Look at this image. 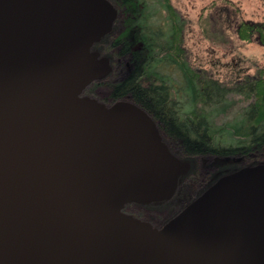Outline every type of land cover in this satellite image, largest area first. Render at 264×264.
I'll return each instance as SVG.
<instances>
[{
  "label": "water",
  "instance_id": "obj_1",
  "mask_svg": "<svg viewBox=\"0 0 264 264\" xmlns=\"http://www.w3.org/2000/svg\"><path fill=\"white\" fill-rule=\"evenodd\" d=\"M110 0H0V264H264V163L227 174L161 228L189 164L127 100L84 95Z\"/></svg>",
  "mask_w": 264,
  "mask_h": 264
},
{
  "label": "rangeland",
  "instance_id": "obj_2",
  "mask_svg": "<svg viewBox=\"0 0 264 264\" xmlns=\"http://www.w3.org/2000/svg\"><path fill=\"white\" fill-rule=\"evenodd\" d=\"M163 1H157L160 8L158 11L160 19L156 20L161 21L162 26L160 24V27L164 32L165 26L169 31L170 23H167L169 22L166 18L167 13H164V7H161L164 4ZM170 1L180 21L184 23L182 27L184 54L187 56L190 66L201 76L214 78L227 87H232L247 77H258L259 69L264 68V43L260 42L257 35L253 36V41H243L238 34V28L243 21H264V0ZM107 44L109 45L106 46ZM140 46V44L136 45L135 49ZM120 47L121 45L111 46L110 38H105L104 43L97 45L96 48L102 53V56L108 57L116 66L117 61L125 55V52L121 53ZM123 62L125 63L126 60ZM115 74L114 70L110 77L99 81L95 86L98 100L109 102L111 82L115 80ZM251 102L252 100L247 99L244 94L230 92L226 99L214 106L216 110L228 107L226 112L219 113L214 117L215 125L225 126L242 122L246 119L245 111ZM220 140L225 146L238 141L231 135V128L222 133ZM171 145L174 154L189 164V169L185 173L189 175V180L184 182L179 189V198L183 200L181 203L184 206L201 196L223 176L244 167L264 163V154L258 152L260 149L264 151L263 145L256 146L255 149L246 153L222 156L189 154L184 149H179L175 144ZM177 203L179 200L154 204L149 206V209L152 213L163 209L172 212L177 207ZM131 209L134 210V214L139 213L140 218L154 219L145 216L143 208L133 206Z\"/></svg>",
  "mask_w": 264,
  "mask_h": 264
},
{
  "label": "trees",
  "instance_id": "obj_3",
  "mask_svg": "<svg viewBox=\"0 0 264 264\" xmlns=\"http://www.w3.org/2000/svg\"><path fill=\"white\" fill-rule=\"evenodd\" d=\"M124 1L129 2L135 0ZM114 2L115 4H118L116 0ZM169 6L171 26H175V29L172 28L171 36L166 39V42L164 41L165 43L161 41L160 44H154L150 41L149 37L144 38V41L146 47L150 48V54L155 53L156 55V53L159 54L163 51L171 53V55L166 56L168 57L167 60L163 58L155 59V65L161 67L163 64H166V62L171 63V61L175 60H177L176 62L179 64L178 61L180 60L182 68L188 70L191 77V82L188 86L191 96L190 105L188 107L190 110L187 112V115L184 111H177L175 115H173V118L171 116V113L173 114V112H158L152 107V105L146 102H143L142 104L154 115L155 120L160 119L165 122V127H163V129L167 133L177 134L181 139L180 144L185 152L189 154L212 152L227 155L236 152L238 147L249 148L253 144L260 145L264 143V68L259 69L258 77H247L244 81L237 82L232 87H227L214 78L201 76L194 68L184 61V50L182 47V27L184 26V23L180 21V18L174 11L172 5H168V7ZM133 18H135L136 21H133ZM133 18L129 17V29L127 30V33L130 32L132 36V41L125 43L124 47L126 50H133L135 55L134 63L136 66H141L139 60L141 58L142 50L135 49V46L141 39L137 36L135 37L136 31L134 28L139 20L136 19V17ZM238 34L245 42L253 41V36L257 35L260 42L264 43V21H243L239 25ZM124 35L125 34L121 35L118 40H121ZM158 49L160 52H158ZM154 64L151 62L149 69L148 66L145 67L147 65V63H145L144 68L146 73L143 77L147 78L152 75L157 76L158 78L164 77L159 67H152ZM141 79L142 77L140 78L134 75L133 77L128 78L125 82L119 83L114 89L115 92H113L116 99H121L126 95L133 94L135 103H140L142 101V96H144L142 93L144 91L150 98L155 96L153 87L147 85L142 86ZM97 83L98 82H95L89 90L94 88ZM230 92L244 94L247 99L252 100L251 104L245 111L247 114L246 119L240 123H232L225 126L215 125L214 117L219 113L226 112L228 107L222 110H216L214 109V106L219 104L218 102L226 99ZM165 119H167L168 122H170L171 119H187L191 121V125L187 124L186 127L183 124L171 126V124H166ZM230 128L231 135L233 138H237L238 141L235 144L225 146L220 138L222 137V133Z\"/></svg>",
  "mask_w": 264,
  "mask_h": 264
},
{
  "label": "flooded vegetation",
  "instance_id": "obj_4",
  "mask_svg": "<svg viewBox=\"0 0 264 264\" xmlns=\"http://www.w3.org/2000/svg\"><path fill=\"white\" fill-rule=\"evenodd\" d=\"M112 2V4L117 8L118 10V16L115 20L114 26L111 30L110 33H108L105 37H103L98 43H96L94 45V50H97V45L104 43L105 38H110V45L111 46H117V45H121L120 49H121V53L125 52L124 56L122 58H120L117 63L116 66H114L111 62V60L109 59V63L111 66V72L109 73V75L106 77H110L111 73L115 70L116 74L114 77V81L111 82L112 83V87L109 93V102H107V104H111L114 103L118 100H127L130 101L132 103H135L134 101V96L133 94H129L126 95L124 98L121 99H116V97L114 96L115 94H113L114 89L116 86L119 85V83H123L125 82L128 78L133 77L134 75H136V77H142L141 79V83L142 86H152L153 87V91L155 93V96H153L152 98L148 97L147 93L144 91L142 92L144 96H142V101L140 103H135L139 106H141L142 108H144L145 110H147L150 115L153 117L154 119V115L148 110V108H146L142 103L146 102L150 105H152V107L157 110L158 112L162 111V113L165 112H173V114L171 113V116L173 117V115H175V113L177 111H184V113L187 115V112L190 110L189 107V103L191 100V96H190V92L188 90V86L190 85L191 82V77H190V73L188 72L187 69H183L182 68V64L181 61L178 58V62L179 64L175 61H171V63L166 62V64H163L161 67H159V65H155L154 61H156L157 59L163 58L165 60L168 59V57H166L167 55H171V53H166L165 51L160 52V50L158 49V52H160L159 54L153 53L150 54V48L146 47L144 38L149 37L150 41H152L154 44H160L161 41H167L166 39L169 38V36H171V31L172 28L175 29V26H171V20H170V6L168 7V5H172L170 0H164L163 1V5L161 7H164L163 12L167 13V19L170 23V26H168L170 29L169 31H167V26H163L164 28V32L162 31L160 24L162 26L161 21H157L156 19H160V16L158 14L159 11V7H158V0H135V1H129V2H125L124 0H116L118 4H115V0H110ZM173 7V6H172ZM174 9V8H173ZM175 11V10H174ZM176 12V11H175ZM129 17L133 18L136 17V19H138V23L136 26H134L135 28V37L137 36L138 38H140L141 40L137 43L140 44V50H142L141 53V58L139 60V62H141V66L138 65L136 66L134 63L135 60V55L133 50H126L124 45L125 43H127L128 41L131 42L132 41V36L130 34V32L127 33V30L129 29ZM133 21H136L135 18H133ZM123 38L121 40H118V38L123 35ZM182 37H183V30H182ZM164 42V43H165ZM109 44H107L106 46H108ZM100 52V51H99ZM101 56L102 53L100 52ZM155 55V56H154ZM106 57V56H104ZM127 58V59H126ZM184 61L188 63V65L190 66L187 56L184 54ZM156 59V60H155ZM126 60V62L124 63L123 61ZM151 62H153L154 65H152V67H159L160 71L163 74V78H158L157 76H150V77H143L145 72V68L144 65L145 63H147V65L145 67H149L151 66ZM105 79V78H104ZM103 80V79H102ZM101 80L95 81V82H99ZM94 82V83H95ZM92 83L91 85H89L85 91H84V95H88V96H92V97H96L97 95V89L96 87L91 88L89 90L90 87L93 86ZM89 90V91H87ZM146 96V97H145ZM97 98V97H96ZM166 116V115H164ZM174 118V117H173ZM155 120V119H154ZM166 124L167 125H184L185 127L187 126V124L191 125V121L184 119H171L170 122L167 121V119H165ZM183 121V122H182ZM155 122L157 123V126L159 127V130L161 131L164 141L168 144V146L170 147L171 151L173 152L172 148H171V144H175L179 149H184L182 147V145L180 144L181 139L177 136L176 133H167L163 127H165V122L162 120H155ZM264 146V143L260 144ZM260 145H256L253 144L252 146H250L249 148L247 147H238V150L234 153H246L252 149H255L256 146H260ZM259 154H264V151H258ZM174 153V152H173ZM210 155V156H222L221 154H216V153H212V152H208V153H196L195 155ZM232 154V153H231ZM228 155V154H227ZM189 180V175L185 174L184 176H182L181 181L179 183L178 189L176 190L175 195L173 196L172 199L170 200H166V201H162V202H157V203H151V204H159V203H169L170 201H178L179 203H177V207H175V209L172 210V212H169L168 209H163L162 211H157V212H153L151 211V209H149V206H151V204H129L126 205V207L124 208V211L131 213L133 215L134 214V210L131 209V207L133 206H138V208H143L144 210V214L145 216H149L150 218L153 217L154 219H146L143 218L146 221L151 222L155 227L157 228H161L165 223H167L169 220H171L172 218H174L175 216H177L185 207L181 202L183 201L182 199L179 198V189L180 186ZM188 205V204H187ZM141 210V209H140ZM139 215V213H137V216ZM152 215V216H151ZM140 218V215L138 216ZM151 220V221H150Z\"/></svg>",
  "mask_w": 264,
  "mask_h": 264
}]
</instances>
